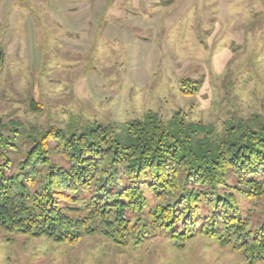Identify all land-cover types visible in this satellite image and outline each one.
<instances>
[{
    "label": "rangeland",
    "instance_id": "1",
    "mask_svg": "<svg viewBox=\"0 0 264 264\" xmlns=\"http://www.w3.org/2000/svg\"><path fill=\"white\" fill-rule=\"evenodd\" d=\"M0 52V131L15 163L45 133L120 137L149 114L215 137L264 124V0H0ZM238 203L251 230L264 224V196ZM179 240L123 247L94 233L69 245L0 229V264H248L218 236Z\"/></svg>",
    "mask_w": 264,
    "mask_h": 264
},
{
    "label": "trees",
    "instance_id": "2",
    "mask_svg": "<svg viewBox=\"0 0 264 264\" xmlns=\"http://www.w3.org/2000/svg\"><path fill=\"white\" fill-rule=\"evenodd\" d=\"M10 141L0 131L1 230L69 245L100 233L123 247L159 233L181 246L218 236L248 264L264 262V224L251 230L238 203L264 196V124L215 137L181 115L166 124L149 114L120 137L101 126L45 133L16 163ZM50 141L68 168L52 163Z\"/></svg>",
    "mask_w": 264,
    "mask_h": 264
},
{
    "label": "water",
    "instance_id": "3",
    "mask_svg": "<svg viewBox=\"0 0 264 264\" xmlns=\"http://www.w3.org/2000/svg\"><path fill=\"white\" fill-rule=\"evenodd\" d=\"M1 60H2V52H0V63H1Z\"/></svg>",
    "mask_w": 264,
    "mask_h": 264
}]
</instances>
